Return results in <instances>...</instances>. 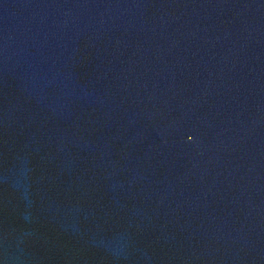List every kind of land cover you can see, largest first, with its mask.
Returning <instances> with one entry per match:
<instances>
[{
  "label": "water",
  "instance_id": "water-1",
  "mask_svg": "<svg viewBox=\"0 0 264 264\" xmlns=\"http://www.w3.org/2000/svg\"><path fill=\"white\" fill-rule=\"evenodd\" d=\"M0 264H264V0H0Z\"/></svg>",
  "mask_w": 264,
  "mask_h": 264
}]
</instances>
